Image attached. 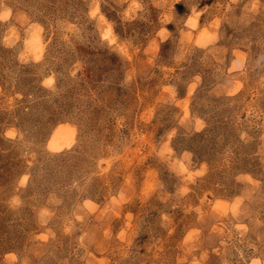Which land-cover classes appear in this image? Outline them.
<instances>
[{
    "label": "rangeland",
    "instance_id": "rangeland-1",
    "mask_svg": "<svg viewBox=\"0 0 264 264\" xmlns=\"http://www.w3.org/2000/svg\"><path fill=\"white\" fill-rule=\"evenodd\" d=\"M0 264H264V0H0Z\"/></svg>",
    "mask_w": 264,
    "mask_h": 264
},
{
    "label": "bare ground",
    "instance_id": "bare-ground-1",
    "mask_svg": "<svg viewBox=\"0 0 264 264\" xmlns=\"http://www.w3.org/2000/svg\"><path fill=\"white\" fill-rule=\"evenodd\" d=\"M70 134L71 128L69 126H61L49 141L50 147L54 150L63 148L67 144Z\"/></svg>",
    "mask_w": 264,
    "mask_h": 264
}]
</instances>
